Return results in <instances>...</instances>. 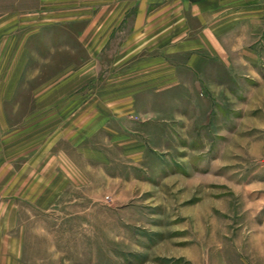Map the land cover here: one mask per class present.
<instances>
[{"label": "crops", "instance_id": "1", "mask_svg": "<svg viewBox=\"0 0 264 264\" xmlns=\"http://www.w3.org/2000/svg\"><path fill=\"white\" fill-rule=\"evenodd\" d=\"M263 43L264 0H0V264L22 260L24 205L104 186L115 149L144 147L151 116L178 111L171 92L200 91L235 49L261 63ZM45 64L59 70L28 93L39 106L17 131L32 133L10 156L9 102Z\"/></svg>", "mask_w": 264, "mask_h": 264}, {"label": "rangeland", "instance_id": "2", "mask_svg": "<svg viewBox=\"0 0 264 264\" xmlns=\"http://www.w3.org/2000/svg\"><path fill=\"white\" fill-rule=\"evenodd\" d=\"M236 50L200 74V91L170 93L178 111L151 116L144 147L115 149V178L96 191L89 179L56 209L24 205L19 264H264V57L245 68ZM58 68H26L10 156L32 133L17 131L39 106L28 93Z\"/></svg>", "mask_w": 264, "mask_h": 264}]
</instances>
